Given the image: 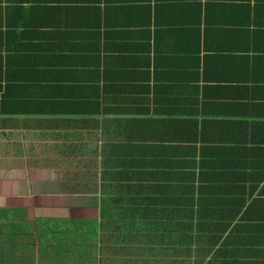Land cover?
Masks as SVG:
<instances>
[{"label": "crops", "instance_id": "crops-1", "mask_svg": "<svg viewBox=\"0 0 264 264\" xmlns=\"http://www.w3.org/2000/svg\"><path fill=\"white\" fill-rule=\"evenodd\" d=\"M172 135L264 264V0H0V228L29 227L22 204L38 224L48 201L106 202Z\"/></svg>", "mask_w": 264, "mask_h": 264}, {"label": "trees", "instance_id": "trees-1", "mask_svg": "<svg viewBox=\"0 0 264 264\" xmlns=\"http://www.w3.org/2000/svg\"><path fill=\"white\" fill-rule=\"evenodd\" d=\"M170 138L175 139L168 144L148 145L154 157L142 166H151L150 171L135 176L128 170L111 174L110 179L119 183L103 189L106 202L99 205L92 193L62 202L57 212L41 207L38 229L45 243L53 245L55 241L56 245L49 247L56 254L55 264H87L88 245L97 244L101 229L108 232L116 253L155 255L182 264H244L240 258L250 253L247 231L253 224L248 223L247 235L237 234L245 226L239 220L234 223L240 203H223L213 196L217 190L201 186L204 178L213 179V174L201 171L197 176L193 146L178 145L182 136ZM183 138L193 142V137ZM262 178L264 173L258 177ZM227 212L233 215L227 218ZM8 216H12L10 210ZM259 222L255 220L253 228L264 225ZM11 227L19 230L27 225L17 222Z\"/></svg>", "mask_w": 264, "mask_h": 264}, {"label": "rangeland", "instance_id": "rangeland-1", "mask_svg": "<svg viewBox=\"0 0 264 264\" xmlns=\"http://www.w3.org/2000/svg\"><path fill=\"white\" fill-rule=\"evenodd\" d=\"M50 200L51 198L47 196L44 198ZM48 207H52L54 212H57L59 204H51L48 201ZM35 204H22L20 213V220L24 219V222L29 221V227L23 232L11 233L13 228L9 226L7 222L1 224L0 228V264H50L51 259L54 260L52 264L56 263V254L52 251L50 252V246H55L56 244L53 241L52 244L45 243V239L40 235V230L38 229V224L35 223ZM56 208V209H55ZM28 213L25 217V213ZM26 218V219H25ZM14 231V230H13ZM108 232L103 229L100 230L98 236V242L95 245H88L90 258L87 261V264H110L111 260L115 261V264H122L125 260L130 259V263L134 260H165V257H155V255H128L122 254L121 252L116 253L111 248L113 244L108 240ZM112 245V246H111ZM73 260H76L73 257ZM24 259H29L30 262L26 263ZM171 261V260H170ZM36 262V263H35ZM72 258H70V263ZM122 262V263H121ZM160 263V262H159ZM179 264H182L181 261Z\"/></svg>", "mask_w": 264, "mask_h": 264}]
</instances>
